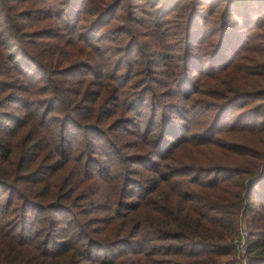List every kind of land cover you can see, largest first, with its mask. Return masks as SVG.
Here are the masks:
<instances>
[{"label":"trees","instance_id":"obj_1","mask_svg":"<svg viewBox=\"0 0 264 264\" xmlns=\"http://www.w3.org/2000/svg\"><path fill=\"white\" fill-rule=\"evenodd\" d=\"M242 220L264 264V0H0V264H239Z\"/></svg>","mask_w":264,"mask_h":264},{"label":"built area","instance_id":"obj_2","mask_svg":"<svg viewBox=\"0 0 264 264\" xmlns=\"http://www.w3.org/2000/svg\"><path fill=\"white\" fill-rule=\"evenodd\" d=\"M245 244H246L245 236H244V234H241L235 240L239 264H247L246 259H245V255H244L245 254Z\"/></svg>","mask_w":264,"mask_h":264},{"label":"rangeland","instance_id":"obj_3","mask_svg":"<svg viewBox=\"0 0 264 264\" xmlns=\"http://www.w3.org/2000/svg\"><path fill=\"white\" fill-rule=\"evenodd\" d=\"M239 226H240L239 235L244 234L245 236L247 234V224L245 223L244 220H242L241 223L239 222Z\"/></svg>","mask_w":264,"mask_h":264}]
</instances>
